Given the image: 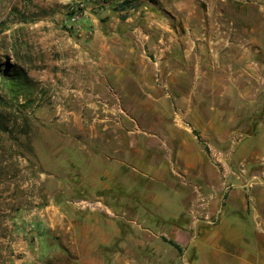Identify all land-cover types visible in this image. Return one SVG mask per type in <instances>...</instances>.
<instances>
[{"label": "rangeland", "instance_id": "rangeland-1", "mask_svg": "<svg viewBox=\"0 0 264 264\" xmlns=\"http://www.w3.org/2000/svg\"><path fill=\"white\" fill-rule=\"evenodd\" d=\"M19 1L0 0V23L4 24L0 27V68L21 65L27 74L42 71L44 59L56 61L59 54L54 48L44 53L38 42L39 29L31 17H15L13 10ZM22 1L32 4L33 0ZM75 1L85 6L89 0ZM137 1L139 13L125 19L117 6H106L110 15L101 17L104 28L99 37L110 36L109 52L83 53L80 61L86 65L64 69L58 84L30 78L28 98L21 97V103L31 101L26 109L28 137L17 133L26 118L20 119L21 114L14 110L12 118H18L13 129L16 140L0 132V264H76L58 254L51 255L50 261L40 260L44 227L38 229L37 224L41 211L58 191H64L72 204L102 209V199L90 197L103 194L107 172H122L111 182L113 188L126 190L132 183L142 193L147 187L152 196L146 201L155 199V208L160 201L161 216L169 210L178 218L184 208L187 210V151L191 156L202 151L210 158L221 151L215 148L214 135L207 139L212 146L205 143L199 117L187 120V94L196 93L197 99L203 96V103L195 100L191 106L199 112L203 105L205 110V94L220 92L223 75L232 74L227 68L232 51H236L232 46L239 48L240 55L248 45L253 46L257 84H264V0ZM85 11L87 6L79 12ZM189 13L194 19H187ZM52 22L55 28L57 23ZM187 26L194 29V35L187 33ZM66 29L69 33L72 30L69 24ZM77 34L72 37L80 40ZM58 71L59 67L54 68L53 73ZM239 72L243 75L246 71ZM96 77L108 80L94 85L105 99L74 95L73 90L79 88L92 92ZM240 83L242 88L250 84L246 79ZM2 87L0 77V95L4 94ZM225 104L223 142L231 146L250 133L246 130L248 113L241 114L243 121L234 126L232 102ZM94 125L108 126V131L98 133L101 137L93 141ZM96 142L99 146L92 150L91 144ZM187 143L193 148L187 149ZM228 150L223 149L225 155ZM109 157L127 163L114 162L116 166L111 167L109 162L114 160L109 161ZM148 165L165 174L160 181ZM91 174L95 176L89 177ZM78 196L83 200L76 201ZM179 220L187 221V211ZM160 231L168 232L169 228L161 227ZM20 240L23 245L29 243L30 250H23L17 242Z\"/></svg>", "mask_w": 264, "mask_h": 264}, {"label": "crops", "instance_id": "crops-1", "mask_svg": "<svg viewBox=\"0 0 264 264\" xmlns=\"http://www.w3.org/2000/svg\"><path fill=\"white\" fill-rule=\"evenodd\" d=\"M69 2L70 0H33L29 4L20 0L19 5L14 7L13 13H17L15 17L19 14L21 18L31 17L34 20V27L39 29L38 42L44 53L47 54L48 50L54 48L59 54L56 61L44 59L42 71L27 74L35 82L58 84L64 69L86 65L85 61H80L83 53L105 54L111 49L110 36L99 37L104 28L101 17L110 15L109 7L104 6L101 0H89L85 5L87 11L80 24L92 30L93 37H89L85 32H67ZM118 15L120 16L119 13ZM121 18L125 19V16ZM187 19H194L191 13L187 14ZM53 20L57 23L55 28ZM193 30L187 26V33L190 35ZM76 34L82 38L74 39L72 36ZM85 37H89V41ZM233 49L236 51H232L227 65L232 74L230 77L223 75L220 92L205 94V110L201 105L198 112L194 106L195 100L204 102L203 96L197 99L196 93L187 94V120L191 122L193 117H199L201 136L205 143L212 146L207 139H212L211 136L214 135L217 139L215 148L221 150L215 155L211 154V158L204 156L202 151L195 156L187 151V169H184V175L187 174V210L184 208L178 218L176 212L169 210L164 211L161 216L160 201L157 208L152 206L155 199L146 201L152 196L147 187L146 191L140 193L136 185L130 183V188L117 190L110 184L117 177L120 178L122 172H107L103 194L93 193L90 197L102 199V209L93 206L87 209L77 203L72 204L64 191H58L41 211L37 224L38 229L44 227L40 238V260L50 261L53 258L51 255L58 254L72 259L76 264L97 261L100 264H264V84H257L256 75L259 74L254 71L256 63L252 61L255 60L253 46L248 45L241 55L237 46H232ZM58 67L59 73L54 74V68L56 70ZM242 69L246 71L243 75L239 72ZM243 79L250 83L244 88L240 83ZM106 81L108 80L105 78L96 77L92 83V92L79 88L73 90L74 95L84 99H105V94L97 93L94 85H104ZM230 100L232 107L236 109L232 108L235 111L232 113L235 116L232 125L240 124L243 121L241 114L246 111V130L250 133L244 137L242 135L228 146V142H223V133L225 102ZM193 103L194 108L191 106ZM107 129L108 126L105 125L91 127L93 141L98 133L106 134ZM99 137L101 136L97 138ZM190 145L187 143V149L193 148L192 143ZM97 146V142L93 143L91 149L94 150ZM224 148L230 149L227 155L223 152ZM108 160H114L113 164L109 162L111 167L116 166L114 162L118 165L127 163L111 157ZM148 167L150 172L157 174L159 181L165 175L155 172L152 166ZM169 175L168 177L173 176ZM189 182H193L192 185ZM192 193L195 197H192ZM75 199L78 202L83 200L81 196ZM186 211L187 221L179 220L182 215L186 216ZM165 226L169 231H160ZM164 238L179 245L182 252L179 253ZM17 242L22 245L23 250H30L29 243L23 245L22 240ZM19 263L20 261L15 262Z\"/></svg>", "mask_w": 264, "mask_h": 264}, {"label": "trees", "instance_id": "trees-1", "mask_svg": "<svg viewBox=\"0 0 264 264\" xmlns=\"http://www.w3.org/2000/svg\"><path fill=\"white\" fill-rule=\"evenodd\" d=\"M152 1V0H149ZM128 3H124L127 5ZM4 24L0 23V27ZM0 77L3 83L4 94L0 95V132L7 134L11 139H15L13 135V129L16 126L18 118H12L11 111H17L21 114L20 119L24 120L25 125L17 133L22 136H29V131L26 128L28 125V117H26V109L31 105V101L27 100L25 103H21V97L28 98V90L32 87V81L27 73L20 66L5 65L0 68ZM20 116V115H19ZM164 241L175 247L179 253L182 252L179 245L173 241H169L164 238Z\"/></svg>", "mask_w": 264, "mask_h": 264}, {"label": "built area", "instance_id": "built-area-1", "mask_svg": "<svg viewBox=\"0 0 264 264\" xmlns=\"http://www.w3.org/2000/svg\"><path fill=\"white\" fill-rule=\"evenodd\" d=\"M102 4L104 6H112L115 5L119 8V12L123 16H127V18H130L133 14L139 13L138 10V1L137 0H101ZM238 2H245V3H251V2H257L261 0H235ZM128 3L127 5H124V3ZM119 5V6H118ZM85 7L82 4H79L75 0H71L70 3L68 4V18L67 22L72 30H75L76 32H82L87 33V35H92L93 32L89 28H84L81 24L80 21L83 17V13L79 12L80 8Z\"/></svg>", "mask_w": 264, "mask_h": 264}]
</instances>
